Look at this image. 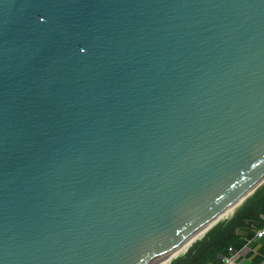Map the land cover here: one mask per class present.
<instances>
[{
	"label": "water",
	"instance_id": "95a60500",
	"mask_svg": "<svg viewBox=\"0 0 264 264\" xmlns=\"http://www.w3.org/2000/svg\"><path fill=\"white\" fill-rule=\"evenodd\" d=\"M263 185L264 0H0V264H170Z\"/></svg>",
	"mask_w": 264,
	"mask_h": 264
},
{
	"label": "trees",
	"instance_id": "16d2710c",
	"mask_svg": "<svg viewBox=\"0 0 264 264\" xmlns=\"http://www.w3.org/2000/svg\"><path fill=\"white\" fill-rule=\"evenodd\" d=\"M264 227V185L249 197L228 220L213 227L202 239L170 264H220L221 256L234 248L241 229Z\"/></svg>",
	"mask_w": 264,
	"mask_h": 264
},
{
	"label": "crops",
	"instance_id": "0c3cea01",
	"mask_svg": "<svg viewBox=\"0 0 264 264\" xmlns=\"http://www.w3.org/2000/svg\"><path fill=\"white\" fill-rule=\"evenodd\" d=\"M260 229H241L233 253L226 252L222 261L232 256L228 264H264V236H257Z\"/></svg>",
	"mask_w": 264,
	"mask_h": 264
},
{
	"label": "bare ground",
	"instance_id": "6f19581e",
	"mask_svg": "<svg viewBox=\"0 0 264 264\" xmlns=\"http://www.w3.org/2000/svg\"><path fill=\"white\" fill-rule=\"evenodd\" d=\"M242 202V201H241ZM240 205L237 204L236 206L232 207L231 209H229L225 214H223L220 218H219V222H222L223 220H227L228 218H230L232 216V214L235 212V210L238 208V206ZM209 230V227L204 229L194 240H192L190 243L186 244L177 254L176 256L179 255H183L186 250H188L196 241H198L200 238H202L207 231ZM174 257H172L171 259H169L167 262H165L164 264H168L170 262V260H172ZM172 263V262H171Z\"/></svg>",
	"mask_w": 264,
	"mask_h": 264
},
{
	"label": "built area",
	"instance_id": "2783aa9c",
	"mask_svg": "<svg viewBox=\"0 0 264 264\" xmlns=\"http://www.w3.org/2000/svg\"><path fill=\"white\" fill-rule=\"evenodd\" d=\"M257 236H258V237H263V236H264V227H262V228L260 229V231H258ZM228 252H229V253H233V248H232V247L229 248V249H228ZM231 260H232V256H230L229 258L225 259V261H224V262L222 261L220 264H228Z\"/></svg>",
	"mask_w": 264,
	"mask_h": 264
}]
</instances>
